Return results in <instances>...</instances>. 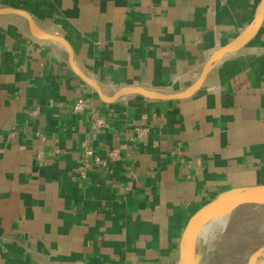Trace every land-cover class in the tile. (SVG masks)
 Listing matches in <instances>:
<instances>
[{"label": "crops", "instance_id": "0c3cea01", "mask_svg": "<svg viewBox=\"0 0 264 264\" xmlns=\"http://www.w3.org/2000/svg\"><path fill=\"white\" fill-rule=\"evenodd\" d=\"M261 3L0 0V8L24 10L37 28L63 37L78 70L110 97L125 87L187 90L212 54L255 22ZM79 96L88 107L76 113ZM94 115L107 125L93 129ZM83 145L101 156L119 147L121 159L83 180ZM257 185L264 17L191 96L126 93L105 102L60 41L32 35L20 14H0V264H167L194 211Z\"/></svg>", "mask_w": 264, "mask_h": 264}, {"label": "water", "instance_id": "95a60500", "mask_svg": "<svg viewBox=\"0 0 264 264\" xmlns=\"http://www.w3.org/2000/svg\"><path fill=\"white\" fill-rule=\"evenodd\" d=\"M7 13H16L24 16L28 21L32 35L60 41L68 51L69 63L72 68L78 76L97 91L100 98L105 102H111L126 93L140 94L150 99L167 100L182 99L194 94L201 87L206 75L220 56L238 50L254 37L263 21L264 0H262L255 22L245 31L244 34L237 38L235 42L215 51L206 62L198 80L187 90L177 93H164L150 91L139 87H125L118 90L110 97L104 96L100 86L94 80L78 70L74 64L70 46L63 37L37 28L33 23L32 17L24 10L12 7L0 8V14ZM244 205L264 206V185L226 190L194 211L184 223L181 233L175 240L167 264H193L197 259V255L192 252L194 247H198V245L203 243L204 239L213 232L219 224L225 221L236 209ZM253 258L251 264H264V245L255 253Z\"/></svg>", "mask_w": 264, "mask_h": 264}, {"label": "rangeland", "instance_id": "374dc122", "mask_svg": "<svg viewBox=\"0 0 264 264\" xmlns=\"http://www.w3.org/2000/svg\"><path fill=\"white\" fill-rule=\"evenodd\" d=\"M221 225L204 239L202 264H251L264 245V206L239 207Z\"/></svg>", "mask_w": 264, "mask_h": 264}, {"label": "built area", "instance_id": "2783aa9c", "mask_svg": "<svg viewBox=\"0 0 264 264\" xmlns=\"http://www.w3.org/2000/svg\"><path fill=\"white\" fill-rule=\"evenodd\" d=\"M88 107V101L84 96H79L72 104V109L76 113H81ZM33 111L32 113H35ZM108 123L107 118L101 115H94L91 126L93 129H98L100 127L106 126ZM138 134H144L147 130L146 128H136ZM121 159L120 148H110L106 151L105 156H101L95 152L92 147L83 145L81 150V162L78 168V176L83 180L87 178L88 171L90 169H107L114 162Z\"/></svg>", "mask_w": 264, "mask_h": 264}, {"label": "bare ground", "instance_id": "6f19581e", "mask_svg": "<svg viewBox=\"0 0 264 264\" xmlns=\"http://www.w3.org/2000/svg\"><path fill=\"white\" fill-rule=\"evenodd\" d=\"M224 222V221H223ZM222 222V223H223ZM221 223V224H222ZM221 224H219L218 226H217V228L215 229V230H218V229H222L221 227H222V225ZM214 230V231H215ZM201 247H203L202 249L204 250V247H205V241L203 242V243H201L200 245H198V247H194V249H193V253L195 254V255H197V259H196V261L193 263V264H202V261H203V258H202V252H201ZM253 260H254V258H253Z\"/></svg>", "mask_w": 264, "mask_h": 264}]
</instances>
